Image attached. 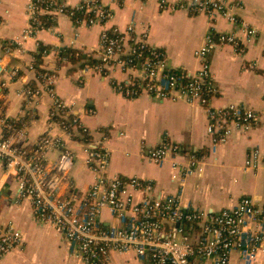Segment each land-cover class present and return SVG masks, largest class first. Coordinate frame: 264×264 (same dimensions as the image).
Instances as JSON below:
<instances>
[{
  "label": "crops",
  "instance_id": "crops-1",
  "mask_svg": "<svg viewBox=\"0 0 264 264\" xmlns=\"http://www.w3.org/2000/svg\"><path fill=\"white\" fill-rule=\"evenodd\" d=\"M76 4L81 0H68ZM112 11L108 26L126 29L133 24L137 36L147 34L151 45L161 47L169 57L173 69L194 72L200 67L196 51L210 35L236 33L241 49L234 45L216 47L209 55L217 94L212 104L223 107L231 103L264 110V0H232L241 6L234 9L239 21L232 22L220 13H197L188 9L162 10L161 0H103ZM184 2L189 0H169ZM241 21L258 31L246 37ZM29 26L27 0H0V39L18 41L16 51L8 58L7 76L11 79L2 88L9 119L23 117L28 123L31 141L44 135L49 128V114L54 96L45 88L41 96L28 105L23 90L39 86L35 63L56 73L53 94L64 100L78 115L90 132L98 137L102 130L108 134L105 146L111 152L108 174L111 177L137 176L154 182V193H180L184 209H201L213 214L233 207L244 196H250L258 206H264V163L246 167L249 153L258 149L264 159V119L249 130H234L230 138L214 144L207 127L206 110L185 101H172L142 94L128 98L118 93L113 81H123L127 74L119 69L104 77L93 69L98 59L101 25L76 26L67 16H60L50 27L36 35L23 38ZM68 50L76 51L75 54ZM45 51H47L45 53ZM78 54V55H77ZM82 55V58H77ZM256 63L252 68L251 64ZM18 75L13 77V71ZM1 90V88H0ZM26 116H25V115ZM54 135H62L76 149L77 159L71 172L73 184L83 188L93 183L95 174L86 164L83 146L71 141L57 126ZM3 128L0 125V135ZM164 138L181 147L180 153L169 155L162 163L150 160L149 150ZM192 155L198 159L202 171L181 179L173 178ZM0 219L12 222L24 234V247L0 257V264H82L71 255L69 246L58 230L39 222L30 199L18 195L16 175L7 172L0 162ZM141 196L139 195V198ZM105 222L113 220L105 210ZM235 252L232 263L238 261ZM199 264H213L210 259H196ZM108 264H152L134 252L111 254ZM253 264H264V259Z\"/></svg>",
  "mask_w": 264,
  "mask_h": 264
},
{
  "label": "built area",
  "instance_id": "built-area-1",
  "mask_svg": "<svg viewBox=\"0 0 264 264\" xmlns=\"http://www.w3.org/2000/svg\"><path fill=\"white\" fill-rule=\"evenodd\" d=\"M240 6L232 0L160 1L162 10L220 13L232 22L239 21L234 9ZM27 14L29 26L23 38L50 27L60 16L69 17L76 26L101 25L98 59L92 64L93 69L107 78L115 69L126 73L123 81L112 82L114 89L125 97L133 99L148 94L203 107L209 119L207 131L215 145L226 142L234 130H249L264 119V110L234 103L223 107L212 104L217 87L209 55L216 47L227 44L241 49L242 41L236 33L208 36L196 51L200 67L194 72H185L173 69L166 51L151 45L146 33L137 36L133 24L126 29L109 27L112 11L103 0H81L76 4L68 0H27ZM240 24L247 38L257 35V29L246 21ZM16 42L0 39V125L3 128L0 162L7 172L16 175L18 195L31 200L36 219L62 234L74 258L82 264H108L114 252H134L141 259L149 258L152 264H199L197 258L210 259L213 264H233L232 256L239 252L235 264H253L264 259V206L244 196L233 207L213 214L201 209H184L180 193L157 195L152 180L137 176L111 177L108 174L111 152L105 146L107 132L102 130L98 137L90 138L80 115L53 94L56 73L35 63L30 68L36 71L40 85L23 90L26 102L32 105L46 88L54 96V103L47 132L31 141L28 123L23 117L8 118L2 92L11 80L6 75L7 63L16 51ZM251 67H256V63ZM12 73L16 77L18 70ZM54 125L68 139L83 146L86 164L95 174L93 183L83 188L73 184L71 172L77 159L76 149L62 135L53 134ZM180 150L178 144L164 138L149 150L148 157L162 163ZM261 163L264 159L258 149L249 153L246 167H258ZM173 167L179 169L178 174H173L175 179H181V172L184 176L203 170L195 155L181 169L178 162ZM105 210L112 214L110 223L103 219ZM24 243L22 230L0 219V257L22 249Z\"/></svg>",
  "mask_w": 264,
  "mask_h": 264
},
{
  "label": "trees",
  "instance_id": "trees-1",
  "mask_svg": "<svg viewBox=\"0 0 264 264\" xmlns=\"http://www.w3.org/2000/svg\"><path fill=\"white\" fill-rule=\"evenodd\" d=\"M51 24V23H50ZM68 53H71V54H75L76 53V51H74V50H68ZM83 56L82 55H80L79 57H77V58H82Z\"/></svg>",
  "mask_w": 264,
  "mask_h": 264
}]
</instances>
